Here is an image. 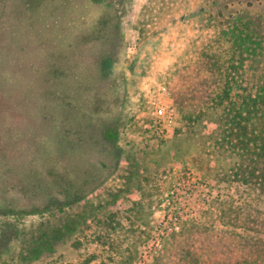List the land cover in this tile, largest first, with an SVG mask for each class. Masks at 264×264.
<instances>
[{
  "label": "rangeland",
  "instance_id": "rangeland-1",
  "mask_svg": "<svg viewBox=\"0 0 264 264\" xmlns=\"http://www.w3.org/2000/svg\"><path fill=\"white\" fill-rule=\"evenodd\" d=\"M250 15L263 57L232 79L239 104L264 87V0H0V264L77 213L81 224L26 264H180L189 244L199 262L264 261L243 253L245 238L264 244V153L250 171L229 166V144L215 138L230 101L190 124L177 99L204 77L207 48ZM161 83L176 109L164 136L147 104ZM187 171L210 197L162 233L160 204ZM220 236L221 253L211 246Z\"/></svg>",
  "mask_w": 264,
  "mask_h": 264
},
{
  "label": "trees",
  "instance_id": "trees-1",
  "mask_svg": "<svg viewBox=\"0 0 264 264\" xmlns=\"http://www.w3.org/2000/svg\"><path fill=\"white\" fill-rule=\"evenodd\" d=\"M245 17L246 19H244ZM235 24L237 25L234 27ZM254 24L255 21L252 15L240 16L233 26L227 29L225 43L217 47L211 46L205 51L207 68H203L205 75L202 80L192 86L179 89L177 94L180 107L183 109L184 119L190 124H197L203 120L202 116L203 112H205L203 108H219L222 107L226 100L230 101L229 103L233 107L229 109V112L225 116L224 114H219L218 116L220 120V132L217 131L216 135L218 137L215 138V142L225 141L229 144V148H226L228 154H225L224 158H230L231 164L228 165L240 171L242 168H247L250 171L253 166H257L261 162L260 155L264 153V127L259 128L260 121H256V124L250 125L251 120H254V114L257 119L264 120V87H261L255 96L238 94L241 99L240 104L232 100L235 82L232 79L235 80L236 74L241 77L245 74L248 75L250 67L255 66L254 63L261 62L263 57V54L259 50L261 41L255 39ZM246 62L248 63L245 66ZM237 67H240V69L244 67V70L236 73ZM257 80H264V75L258 76ZM249 104L255 108L254 114L252 113V108H247ZM258 112L263 114H257V117L256 113ZM194 131L197 132V139L201 141L207 137L197 129ZM116 134L117 131L115 129L109 128L107 137L115 139ZM186 144H189V141ZM258 144L261 152L255 154L252 148L253 146H258ZM199 145L202 149L203 143ZM189 146L190 144L187 146V149ZM183 147L185 148V146ZM85 216V213H77L74 216L68 215L60 223L50 222L46 228L39 227L37 234L31 236L32 238H25L22 249L13 259L17 260V264H26L30 259L39 258L45 251H51L55 242L63 239L70 231L77 228L81 224L80 219L85 218ZM221 238V236L216 238V243L211 245L214 249L220 251L219 253H221V247L224 246L220 243ZM244 240L243 253L251 251L253 253H261L264 256L262 239L250 236ZM189 246L183 252V259L180 264H224L223 261L206 262L200 260L199 262V259L195 255L196 245L189 244ZM201 247L203 250H206L205 246ZM246 260L233 258L229 260L228 264H244V262L246 264H264V261Z\"/></svg>",
  "mask_w": 264,
  "mask_h": 264
},
{
  "label": "built area",
  "instance_id": "built-area-1",
  "mask_svg": "<svg viewBox=\"0 0 264 264\" xmlns=\"http://www.w3.org/2000/svg\"><path fill=\"white\" fill-rule=\"evenodd\" d=\"M147 99L155 130L160 136H164L176 119L171 92L166 84L161 83L149 90ZM209 197L210 188L207 182L187 171L186 176L179 177L172 183L160 204L162 208L159 212H163L162 220L159 222L160 231L163 233L178 230L179 222L196 215ZM155 239L153 243L159 247L161 238Z\"/></svg>",
  "mask_w": 264,
  "mask_h": 264
}]
</instances>
